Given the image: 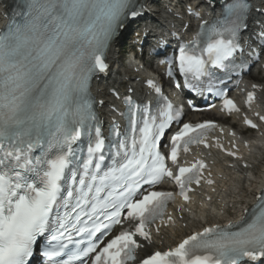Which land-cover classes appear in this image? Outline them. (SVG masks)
Returning <instances> with one entry per match:
<instances>
[{"label": "snow or ice", "instance_id": "1", "mask_svg": "<svg viewBox=\"0 0 264 264\" xmlns=\"http://www.w3.org/2000/svg\"><path fill=\"white\" fill-rule=\"evenodd\" d=\"M206 3L219 12L205 18L188 8L199 23L190 39L179 36L167 75L182 77L196 95L220 98L221 111L258 129L264 114L249 116L229 96L225 78L247 67L249 57L264 56V22L254 34L258 49L249 44L246 54L241 42L252 13L264 9L252 0ZM18 8L19 19L0 28V264L37 257L39 264H264V185L235 219H209L224 216L210 207L211 196L201 215L191 207L194 185L214 181L205 179L204 159L189 163L182 155L202 145L237 157L219 136L209 141L210 133L225 131L216 121H186L184 105L149 79L155 99L126 96L127 123L102 131L92 81L109 69L113 40L144 13L142 0H20ZM251 87L247 109L260 86ZM165 181L178 193L162 189ZM177 195L184 201L178 216L167 211ZM186 213L198 228H190ZM152 225L158 234L161 226L189 230L174 246L148 254L140 238L155 244Z\"/></svg>", "mask_w": 264, "mask_h": 264}, {"label": "bare ground", "instance_id": "2", "mask_svg": "<svg viewBox=\"0 0 264 264\" xmlns=\"http://www.w3.org/2000/svg\"><path fill=\"white\" fill-rule=\"evenodd\" d=\"M111 57L114 60L117 59V53H112ZM125 76L129 77L130 74L126 73ZM252 78L254 79L255 77ZM261 94L262 103L259 108L264 110V85ZM209 114H211L213 118H217L223 122L220 116H214V112H209ZM196 119H198V116ZM247 143H249V147L245 158L240 165H237L236 163L230 165L227 162L220 161V171L218 173L219 184L213 193L211 191L207 192L208 197H212L210 207L217 208V213H219L222 208L224 216L226 217L235 213L237 211V206L248 202L250 200L249 198L251 192L256 190L260 184L264 183V134H257L254 138H249ZM245 164H247L250 168L242 166ZM206 202V199L196 200L191 205L192 208L196 209L197 216L201 215L203 212L200 205ZM186 215L187 220L191 221L190 228H194L199 225V222L194 219L192 213H186ZM208 218L221 219L218 215H213L211 213ZM185 222L186 221H180L181 224ZM188 230L189 229L174 231L170 227L161 229L160 234H158V238L155 240V244L151 245V247H157L159 243L162 245L174 244V239L177 240Z\"/></svg>", "mask_w": 264, "mask_h": 264}]
</instances>
